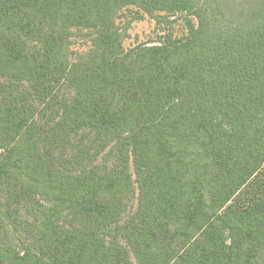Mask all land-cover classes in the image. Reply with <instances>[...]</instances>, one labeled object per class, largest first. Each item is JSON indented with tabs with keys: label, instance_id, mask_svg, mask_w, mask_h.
<instances>
[{
	"label": "trees",
	"instance_id": "trees-1",
	"mask_svg": "<svg viewBox=\"0 0 264 264\" xmlns=\"http://www.w3.org/2000/svg\"><path fill=\"white\" fill-rule=\"evenodd\" d=\"M0 264H264V0H0Z\"/></svg>",
	"mask_w": 264,
	"mask_h": 264
},
{
	"label": "rangeland",
	"instance_id": "rangeland-1",
	"mask_svg": "<svg viewBox=\"0 0 264 264\" xmlns=\"http://www.w3.org/2000/svg\"><path fill=\"white\" fill-rule=\"evenodd\" d=\"M228 2L231 3L232 6H245V0H228ZM124 17L121 18L123 25L129 21ZM127 18H129L128 15ZM185 34V23L180 15L162 19L145 17L141 21H134L130 24L129 30L123 41V47L128 51L139 44L155 43L158 42L159 39L167 38L168 36L181 38ZM72 49L74 52H84L87 50L86 42L84 40L74 39Z\"/></svg>",
	"mask_w": 264,
	"mask_h": 264
}]
</instances>
